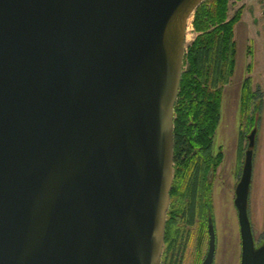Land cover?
Masks as SVG:
<instances>
[{
	"label": "water",
	"instance_id": "95a60500",
	"mask_svg": "<svg viewBox=\"0 0 264 264\" xmlns=\"http://www.w3.org/2000/svg\"><path fill=\"white\" fill-rule=\"evenodd\" d=\"M204 0H0V264H161L186 30ZM256 126L234 190L240 264ZM213 264L216 238L207 219Z\"/></svg>",
	"mask_w": 264,
	"mask_h": 264
},
{
	"label": "trees",
	"instance_id": "16d2710c",
	"mask_svg": "<svg viewBox=\"0 0 264 264\" xmlns=\"http://www.w3.org/2000/svg\"><path fill=\"white\" fill-rule=\"evenodd\" d=\"M227 11L228 0H204L193 14L191 23L197 35L186 48L174 107V172L165 226L168 247L162 264H181L190 228L201 213L210 215L212 210V185L222 160L220 150L213 153V138L222 90L235 69L234 28L241 17V9L230 18ZM246 68L250 72V64ZM256 96L246 76L240 101L239 147L243 153L247 135L256 125Z\"/></svg>",
	"mask_w": 264,
	"mask_h": 264
},
{
	"label": "rangeland",
	"instance_id": "374dc122",
	"mask_svg": "<svg viewBox=\"0 0 264 264\" xmlns=\"http://www.w3.org/2000/svg\"><path fill=\"white\" fill-rule=\"evenodd\" d=\"M256 1L258 4L260 3V0ZM237 10L238 9L234 10L233 12L235 13ZM233 12L231 14L234 15ZM192 18L193 16L190 18L186 30V46H188L197 35V32L194 30L191 23ZM259 30H261V34L264 37V28L261 29L260 27ZM241 48H243V46L238 43L237 71L232 78L233 80L240 77V75H243L247 71V64H250V71H261L264 68V63H262L264 61L261 57V51L256 44H252L249 55L243 53ZM263 78L264 76L261 72V74L259 73L257 76H255L253 81L255 86L252 88L253 90H257V96H259L261 93L260 85L263 84ZM262 88H264V86ZM234 128L235 126H233L231 122L228 121L224 123L223 118L220 127L218 130L216 129L217 131L215 132L213 138V147L216 148L221 144L222 148L226 151L223 169L220 172L219 170L216 172L211 191V212L214 219L216 238L213 264H240L241 244L237 211L234 206L235 188H232V184L230 183V171L228 170V167H233L234 165L235 154L234 149L232 148L234 141H231V139H236V131ZM243 157L244 153L242 155V158ZM206 219L207 213L205 215L201 213L195 225L190 228L189 237L188 241L186 242V248L181 264H201L203 258L205 257L208 248ZM166 240L168 241V239ZM254 240L255 246H259L264 241V233L255 237ZM167 241H165L164 244V253H162L161 264L162 262L164 263L165 253L168 247Z\"/></svg>",
	"mask_w": 264,
	"mask_h": 264
},
{
	"label": "crops",
	"instance_id": "0c3cea01",
	"mask_svg": "<svg viewBox=\"0 0 264 264\" xmlns=\"http://www.w3.org/2000/svg\"><path fill=\"white\" fill-rule=\"evenodd\" d=\"M239 8L241 9V17L235 24L234 28L236 62L232 78L237 71L238 43L243 46V48H241L242 52L247 55H249L252 44H256L260 48L261 57L264 61V37L261 34V30H259L260 27L261 29L264 28V22L260 19L259 15L260 3L258 4L256 0H229L227 11L228 18L232 17L233 14L231 13ZM261 72L264 76V68L261 71L251 70L249 73L246 71L235 80L231 78L230 82L226 84L222 90L219 123L216 129L218 130L220 127L223 118L224 123L229 121L235 126L234 130L236 131V139H231V141H234L232 146L235 154L234 165L233 167H228V170L230 171L229 180L232 184V188H235L236 183L239 180L243 164V152L239 147L240 101L243 81L246 76H250L252 88L255 86L253 83L255 76L259 73L261 74ZM262 83L263 84L260 85L261 93L259 96H256L253 103L254 105L259 104V110L256 115V134L248 192V216L254 238L264 233V88H262L264 86V81H262ZM219 150L222 152V160L217 171L219 170L220 172L223 169L226 151L222 148L221 144L216 148L213 147V153L218 152Z\"/></svg>",
	"mask_w": 264,
	"mask_h": 264
},
{
	"label": "built area",
	"instance_id": "2783aa9c",
	"mask_svg": "<svg viewBox=\"0 0 264 264\" xmlns=\"http://www.w3.org/2000/svg\"><path fill=\"white\" fill-rule=\"evenodd\" d=\"M259 15L262 21L264 22V0H260V10Z\"/></svg>",
	"mask_w": 264,
	"mask_h": 264
},
{
	"label": "flooded vegetation",
	"instance_id": "af4514ba",
	"mask_svg": "<svg viewBox=\"0 0 264 264\" xmlns=\"http://www.w3.org/2000/svg\"><path fill=\"white\" fill-rule=\"evenodd\" d=\"M211 217L212 218V221H213V225H214V219H213V216H212V212L210 213V215H209V212H207V219H208V217ZM207 219H206V230H207ZM214 230H215V226H214ZM207 235H208V232H207ZM209 238V237H208ZM167 238H166V236H165V240H164V244H165V241H167L166 240ZM168 242V241H167ZM208 244V243H207ZM208 249V248H207ZM167 250V249H166ZM207 252V251H206ZM163 253H164V248H163Z\"/></svg>",
	"mask_w": 264,
	"mask_h": 264
}]
</instances>
